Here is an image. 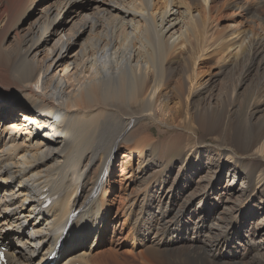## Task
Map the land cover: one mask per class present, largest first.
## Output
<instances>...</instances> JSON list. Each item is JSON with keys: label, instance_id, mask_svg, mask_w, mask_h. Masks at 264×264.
Wrapping results in <instances>:
<instances>
[{"label": "bare ground", "instance_id": "1", "mask_svg": "<svg viewBox=\"0 0 264 264\" xmlns=\"http://www.w3.org/2000/svg\"><path fill=\"white\" fill-rule=\"evenodd\" d=\"M215 2L0 0L7 264H49L56 246L57 264L115 263L94 249L121 150L139 183L122 213L141 264H264V21L227 0L242 18L221 27Z\"/></svg>", "mask_w": 264, "mask_h": 264}, {"label": "rangeland", "instance_id": "2", "mask_svg": "<svg viewBox=\"0 0 264 264\" xmlns=\"http://www.w3.org/2000/svg\"><path fill=\"white\" fill-rule=\"evenodd\" d=\"M239 1H241V0H239ZM255 1L258 3L259 8L257 7V4ZM255 1L251 0V5H253V7L256 8L258 15L264 21V0H261L260 1L261 3L257 0H255ZM215 5H217L220 8V12L217 14L215 13V15H217L215 23H218L219 26L222 27V26L226 25L227 21L231 20L232 18H236L237 20H241V18H242L241 14L238 13L237 10L235 11V9L232 7V5L227 3V0H216ZM203 71H206V69H204ZM66 73H68V70H62L60 72L61 75L66 74ZM207 73H209V74H207ZM215 73H216L215 69H210L209 72H206L205 74L206 75H214ZM219 83H220V81L218 80L215 82V85L218 86ZM250 95L251 94H246L244 97H242L241 102L243 104H245L246 106L248 104H250V102H251V101H249V100H251ZM245 105L242 107H245ZM149 131L150 132H148V133H150V135H153V137L157 136V134H158V132L154 126L150 127ZM200 131L197 134H198V136H200V138L202 139L203 142H205L207 144L208 143H211V144L219 143V142H217L218 139L215 136L205 135L204 133H201ZM222 136H223V138H225L224 139L225 146L231 147L232 143H233V140H232L233 138L228 136L227 133L222 134ZM239 141L241 143H244V142H247V139L244 140L243 138H241ZM128 157L129 156L126 154V152H124V150L123 151L121 150V151H119L118 156H116L114 159L113 166L111 168V173H110L111 185H110V188H108V191L110 194L107 198L109 200H112V202H114L113 208L111 210V213L109 214L108 221H107V226L109 228L107 229L108 231L104 234V236L101 240V244L97 248L94 249L95 252L96 251L97 252H105L107 249H113L114 248L115 249L114 251H116L115 252L116 258H117V255H119L120 257H118L115 260L116 261L115 263H112L113 259L111 257L106 258L105 263L103 261L102 264H119V263L120 264H128V263H130V264H141V262L143 261L142 258H139L137 256V255H139L138 253H140V251L143 250V246L140 243V239L137 236H136V238L134 237V239L132 238V235H131V232H132L131 219H130V217H127L125 213L124 214L122 213V209L124 207V203H123L124 199L129 194H132V193L139 194V192H140V191L137 192L136 187L138 186L139 183H137L138 181H137L136 175L133 174V172L130 170ZM171 178L172 177L170 176V179ZM197 201L198 200L194 201V206H196ZM218 216H219L218 214L211 213V218L215 217V219H216ZM112 220H114V221L112 222ZM93 237H94V235L91 236V238H93ZM172 239L175 241V245L178 244L177 245L178 247L182 245V244H180L179 240H176L175 238H172ZM91 241L89 240L87 242V245L89 244L88 246L91 245ZM243 246H246V244H244ZM107 257H109V256H107ZM238 257H240V256L238 255ZM183 259L184 258L177 259L175 262L181 263L183 261ZM240 262L248 264L247 259H242Z\"/></svg>", "mask_w": 264, "mask_h": 264}]
</instances>
